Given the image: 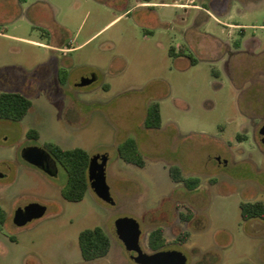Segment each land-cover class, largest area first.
<instances>
[{"label":"rangeland","instance_id":"1","mask_svg":"<svg viewBox=\"0 0 264 264\" xmlns=\"http://www.w3.org/2000/svg\"><path fill=\"white\" fill-rule=\"evenodd\" d=\"M151 1L0 0V93L34 102L24 119H0V264H138L118 238L122 219L140 223L148 252L162 226L163 249L187 264H264V221L244 220L240 206L264 201V0ZM154 100L158 129L145 126ZM128 138L145 166L120 156ZM49 142L108 153L115 204L91 187L67 200L59 162L52 176L22 157ZM173 164L201 185L175 182ZM30 202L48 210L18 227L15 210ZM96 226L111 250L85 260L79 234Z\"/></svg>","mask_w":264,"mask_h":264},{"label":"trees","instance_id":"2","mask_svg":"<svg viewBox=\"0 0 264 264\" xmlns=\"http://www.w3.org/2000/svg\"><path fill=\"white\" fill-rule=\"evenodd\" d=\"M173 54V53H172ZM34 102L26 94L19 91H5L0 93V119L20 121L25 118ZM162 112L159 101L150 102L145 118V126L158 129L162 126ZM28 136L38 138L39 132L31 129ZM47 149L66 170L68 178L62 188V195L70 201H81L90 189L88 168L91 154L82 147L63 148L56 143H47ZM119 154L127 163L145 166L146 160L135 139L128 138L119 146ZM172 179L183 183L188 189L195 190L201 185L198 176H186L181 166L173 164L169 167ZM241 214L244 220L261 219L264 221V201H242ZM6 210L0 206V227L5 223ZM188 219L190 215H183ZM188 232L179 235L180 240H186ZM168 243L165 230L159 226L152 230L149 245L153 251L162 250ZM79 245L85 260L105 257L111 250L112 240L108 232L101 226L88 227L79 234Z\"/></svg>","mask_w":264,"mask_h":264},{"label":"water","instance_id":"3","mask_svg":"<svg viewBox=\"0 0 264 264\" xmlns=\"http://www.w3.org/2000/svg\"><path fill=\"white\" fill-rule=\"evenodd\" d=\"M92 77L82 78L80 84L92 82ZM260 139L264 142V127L260 130ZM22 157L30 164L40 168L52 176L59 172L57 159L49 150L42 146H26L22 150ZM108 153L92 155L88 168L90 187L102 200L115 204L111 187L107 181ZM2 176V173H0ZM47 205L40 202H30L15 210L13 221L18 227L45 216ZM118 238L125 245L131 259L138 264H187V256L177 249H162L145 251L141 245L142 228L137 220L122 219L116 223Z\"/></svg>","mask_w":264,"mask_h":264},{"label":"flooded vegetation","instance_id":"4","mask_svg":"<svg viewBox=\"0 0 264 264\" xmlns=\"http://www.w3.org/2000/svg\"><path fill=\"white\" fill-rule=\"evenodd\" d=\"M27 0H25V2H26ZM146 2L148 3V5H156V4H154L151 0H146ZM264 126H262L261 128H260V130L263 128ZM262 143L264 144V142L262 141ZM217 160H219V161H221V158L220 157H217Z\"/></svg>","mask_w":264,"mask_h":264},{"label":"crops","instance_id":"5","mask_svg":"<svg viewBox=\"0 0 264 264\" xmlns=\"http://www.w3.org/2000/svg\"><path fill=\"white\" fill-rule=\"evenodd\" d=\"M148 4V3H147Z\"/></svg>","mask_w":264,"mask_h":264}]
</instances>
